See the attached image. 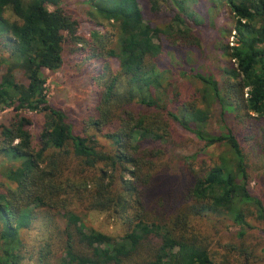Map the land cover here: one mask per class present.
<instances>
[{
  "label": "trees",
  "instance_id": "16d2710c",
  "mask_svg": "<svg viewBox=\"0 0 264 264\" xmlns=\"http://www.w3.org/2000/svg\"><path fill=\"white\" fill-rule=\"evenodd\" d=\"M62 1L0 0L7 51L0 57V106L14 112L1 125L0 153L18 164L2 174L15 186L0 192V264H23V232L35 223L43 239L31 248L32 264H229L228 256L211 254L193 218H228L240 237L254 218L264 238V203L249 189V155L237 138L243 130L264 152V0H213L234 24L235 43L216 45L224 58L221 83L188 60L186 51L200 49L194 29L203 21L183 25L177 12L174 25L159 28L145 17L147 5L159 9L157 0H85L92 28L84 34ZM8 9L15 21L5 17ZM65 48L97 64L86 119L95 134L105 131L110 150L49 105L45 72L60 69ZM175 57L180 75L200 84L184 97L160 67ZM215 106L218 131L208 129ZM33 114L43 117L36 138ZM183 133L206 148L223 147L221 158H172L189 141ZM122 171L130 179L116 190ZM79 208H115L124 232L87 229Z\"/></svg>",
  "mask_w": 264,
  "mask_h": 264
},
{
  "label": "rangeland",
  "instance_id": "374dc122",
  "mask_svg": "<svg viewBox=\"0 0 264 264\" xmlns=\"http://www.w3.org/2000/svg\"><path fill=\"white\" fill-rule=\"evenodd\" d=\"M159 9L150 10V6H146L145 17L159 28L171 25L177 12H183L186 20L183 25H189L195 20L203 21L202 28H195V33L199 36L201 46L199 50L186 51L189 61L199 66L204 72L211 74L219 83L222 82L224 76L221 73L224 58L219 54L216 48L217 42L233 45L235 43L233 30V18L226 6L219 1L213 0H157ZM60 7L81 23V32L88 33L92 24L87 19L88 6L85 0H63ZM52 10L51 7H49ZM5 17L9 21H15V16L8 9ZM99 32L102 31L100 29ZM1 41V40H0ZM2 43V42H1ZM0 43V57L5 56L7 51ZM184 53L183 50L177 53ZM174 61V63H173ZM179 65V66H178ZM161 69H167L170 73L166 74L167 82L172 87L186 96L193 92L200 84L193 79L180 75L182 68L177 57L170 60L169 64L160 65ZM98 72L96 63L87 64L77 51H71L65 48L63 51V63L60 69L55 72H45L46 83L45 93L48 98L49 105L53 108L64 111L70 117L74 130L78 134L91 136L99 143V145L110 150L112 148L110 142L104 136V132L95 134L94 130L86 119V111L91 107L95 98V85L91 81L92 75ZM3 72H0V75ZM18 82H23V78L19 73L16 74ZM212 118L209 122V130H220L219 112L214 107ZM14 114L11 108L0 106V130L1 125L6 124L9 117ZM34 126L33 136L36 138L43 120L42 114H33ZM87 124V125H86ZM95 134V135H94ZM189 141L182 147L174 149L170 152V156L177 159L178 156L192 157L196 156V160L204 159L208 163L217 161L221 158L223 147L212 146L204 147V143L197 140L193 135L183 133ZM237 138L240 146L245 153L249 155V175L251 182L249 189L251 193L260 197L264 203V181L262 176L264 173V152H257L253 147V142L248 134L243 130L237 131ZM169 156V157H170ZM195 163V162H194ZM17 163L11 161L8 157L0 153V192L8 188H14V184L9 183L2 175L3 170L7 167L17 166ZM195 165V164H194ZM108 176V173H107ZM114 180L115 188L122 189V181H128L129 175L127 171L116 173ZM123 179V180H120ZM124 189V185H123ZM115 209V208H114ZM114 209L110 210H94L79 208V215L85 227L89 230H96L112 236L120 235L125 230L123 219L115 213ZM196 227V234L208 245L211 254L218 259L222 256H228L229 264H264V238L262 236L263 224L254 218H249V229L245 235L240 237V228L234 225L228 218L205 216L201 218H193ZM61 222V219H58ZM43 228L39 223L32 225L29 231L23 232V241L25 248L22 253L24 258L23 264H32L29 258L32 246H37L43 239Z\"/></svg>",
  "mask_w": 264,
  "mask_h": 264
}]
</instances>
